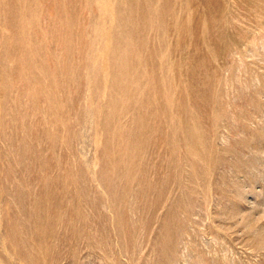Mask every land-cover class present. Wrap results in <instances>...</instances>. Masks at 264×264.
Here are the masks:
<instances>
[{"label": "rangeland", "instance_id": "1", "mask_svg": "<svg viewBox=\"0 0 264 264\" xmlns=\"http://www.w3.org/2000/svg\"><path fill=\"white\" fill-rule=\"evenodd\" d=\"M0 264H264V0H0Z\"/></svg>", "mask_w": 264, "mask_h": 264}]
</instances>
